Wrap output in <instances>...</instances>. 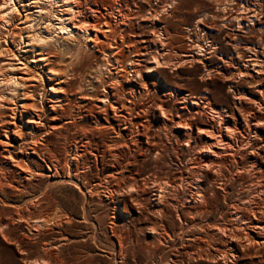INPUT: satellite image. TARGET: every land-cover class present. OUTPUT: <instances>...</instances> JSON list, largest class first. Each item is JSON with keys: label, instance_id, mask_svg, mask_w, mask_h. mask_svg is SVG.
I'll list each match as a JSON object with an SVG mask.
<instances>
[{"label": "rangeland", "instance_id": "1", "mask_svg": "<svg viewBox=\"0 0 264 264\" xmlns=\"http://www.w3.org/2000/svg\"><path fill=\"white\" fill-rule=\"evenodd\" d=\"M34 1L10 22L0 15V66L22 83L0 85V264H264V0H82L74 24L107 19L112 32L89 26L97 46L78 37L44 49L39 35L55 27ZM196 45L212 46L199 63L186 57ZM170 91L240 127L248 113L262 122L259 136L244 128L221 172L205 171L212 192L197 207V150L173 130Z\"/></svg>", "mask_w": 264, "mask_h": 264}, {"label": "bare ground", "instance_id": "2", "mask_svg": "<svg viewBox=\"0 0 264 264\" xmlns=\"http://www.w3.org/2000/svg\"><path fill=\"white\" fill-rule=\"evenodd\" d=\"M36 2H39L40 4H42V7H43L41 9V11H40V15H44V14L49 15L48 23L52 22V25H54V27H55L54 29H52V33L51 34H47V35H44V36L39 35V37H40L39 41H40V43H42L43 49L45 47H47V46L49 47V45H52V44H57V45L59 44L60 45L61 43L65 42V41H70V43H71V40H73L75 38H78V37H80L83 40H85V43H86L85 46L86 47L88 45L91 46L92 44L97 46V43L99 42L100 38L98 37L97 34H93L90 31L91 28L89 29V26L93 27L94 29H97V30H100L101 28H104V27H101V25H105L108 28L106 31H110V30L113 29L112 22L110 20H107V19H106V21L102 20V19H98V20L94 19L95 21L91 22L90 18L84 17L86 20H81L80 21L81 24H79V25H76V23L74 24V22H73L74 19H78L77 17H79V15H84L83 14L84 10H82V7H83L82 0H36ZM61 5L62 6H68L69 10L67 12H65L64 10L68 9V8H65L63 10H59L58 7L61 6ZM109 6L110 5H108V7L106 6V8L104 7V10L105 11L107 10L106 13H103V11L100 9V6H99V8L97 7L95 9H91V11L95 12V13H99L100 15H105V14L107 15V14H110L112 12V9ZM20 8H24L23 0H0V15H2V17H1L2 20L1 21L5 20V23L6 22H10V20L12 19V16L21 13L20 12ZM58 11H59V13H57ZM118 11H119V9H118ZM122 14H124V13H121V15ZM112 15H113V13H112ZM151 18H153V17H151ZM156 20H157V18H156ZM236 20H237V18H236ZM154 22H156V21H154ZM72 24H74V26ZM115 26H116V24H115ZM33 27L34 26H32V28ZM115 29H116V27H115ZM110 32H112V31H110ZM105 36L108 37V35H105ZM114 36L115 35H113V37ZM37 38H38V36L36 37V39ZM162 38H164V37H162ZM164 39H166V38H164ZM163 44H164V42H163ZM39 45H41V44H39ZM165 45H167V44H165ZM1 46H2V44H1ZM193 50H194V48H193ZM195 50H199L198 54H195V56H193V54H191V55H186L185 54V55H186V57H191L192 60H194L196 62L198 61V63H199V62L204 61L205 57L208 54L212 53V51H210V50H212V46L208 45V47L205 49L204 46L202 47L201 45H198V46L196 45ZM195 50H194V52H195ZM107 56H108V54H105V57H107ZM34 58H36V57H34ZM34 58L32 59V62L35 63L33 65L34 68H38V69L42 70L43 66H42L41 62L42 61H46L47 58L42 57L39 60L36 59L37 61ZM81 58H82V56H81ZM154 59H155V57H154ZM108 60H109V58H108ZM116 60H118V59H116ZM206 60H207V58H206ZM250 60H252V59H250ZM186 62L187 61H185V63ZM20 63H22V62H20ZM258 63L260 64V62H258ZM27 64L28 63H25L23 65L26 66ZM139 64H140V62H139ZM158 65H159V61L153 62V65L150 66V69L148 68L149 71L147 73H153L156 70L155 68L156 67L158 68ZM103 66H104L103 68H105L106 65L103 64ZM132 66H133V64H132ZM134 66H135V63H134ZM0 68H1V66H0ZM14 68L12 67V69H14ZM15 71L4 72L3 69H2V71H0V75L2 76V78L0 80V85L1 84L2 85H9V83L11 82V84L15 85V87H16L17 85L22 84V83H20L21 81L18 78L19 76H17V73ZM262 72L264 73V70ZM262 72H261V66H260V68L257 70V76H260V74H262ZM35 73H36L37 76H39V80L42 83H44V79H43L44 77L40 74V72L36 71ZM246 73L248 74L249 72H246ZM140 74H141V72L138 74V76ZM258 79H259V77H258ZM5 89H7V88H3V90H5ZM10 89H11V86H10ZM14 89H16V88H14ZM49 90H53V87H51ZM45 91H46V89H45ZM165 95L167 97H169L170 99H174L176 104H177L176 116H172L173 119H171V121H170L171 124L173 125V130L176 132V135L180 138L179 140H181V142L184 143L185 147L186 146L190 147L192 145L193 148L197 150V152L194 153V154H196V156L194 157V160L192 159V163H190L191 171L192 172L194 171L196 173V175L193 178L192 186H191V188L189 190V193H188V196H187V201L190 204H193L195 207H197L198 203L202 202V200H203V202L206 201L208 199L207 195L210 192H212V186L210 188V187H208L207 183H205L204 178L208 174L205 171L212 170V168L214 166H216L215 167L216 170L217 171L220 170L219 172H221L222 166H224V163L226 164V162L228 160V155H229V157L233 158L234 155L239 154L243 150V149L241 150L240 148H239V150H234V147L235 146L237 147L238 145H240V143L243 142L241 140L243 138L244 128L245 127H247V128L249 127L250 129H252L254 131V133L256 135L259 136V129L262 127V125H261L262 122H260L259 119L256 118V116L252 115L251 113H248L247 115H245V117H244V119L242 121V125L240 127V124H241L240 122L238 123V121H236V120L235 121L229 120L228 116H226L225 114L221 115L219 112H217L215 107L209 108V104L206 107V109L203 110V108H201L202 107L201 104H202V100H203L201 97H195V96L191 97V95L188 94V93H181V92H175V91H170L168 93H165ZM44 96H45V94H43L42 99L44 98ZM241 96L238 98V100H242L244 98L243 96H242L243 98ZM56 100H59V99L56 98ZM102 102H104L105 104L106 103L108 104L110 102L109 97H106V98L102 99ZM117 108H114V109H117ZM128 109H129V107H128ZM156 109L159 111V115L158 116L161 117L163 121H168V119H170L169 115H168L169 113L167 112V108H165V106L163 104H158ZM224 113H226V112H224ZM187 114H189V115L187 116ZM199 115L202 117V120H198ZM256 138H254V139L256 140ZM251 145L253 146V144H251ZM254 145H255V143H254ZM247 149H248V146H247ZM247 153H248V151H247ZM250 155H251L250 156L251 165L253 164V167H255L254 165H256V163L258 162V159L256 157H253V154H250ZM73 160H74V158H73ZM234 162H233V164H234ZM219 164L220 165L222 164L221 168H219L220 167V166H218ZM225 166H227V165H225ZM215 174L219 175L220 173H215ZM163 192L164 191H162L159 196H158V194H154V192L152 194V196H154V197L155 196L159 197L158 203L156 204L157 205L156 209H160V208L162 209L163 197L165 196V195H163ZM167 201H169V200H167ZM198 210H202V212H201L202 214H205V212H206L204 207H200V208H198ZM57 258H59V257H57ZM52 259H54V258H52ZM42 264H54V263L53 262L50 263V262L44 261Z\"/></svg>", "mask_w": 264, "mask_h": 264}]
</instances>
